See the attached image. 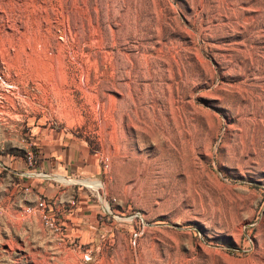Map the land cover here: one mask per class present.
I'll list each match as a JSON object with an SVG mask.
<instances>
[{
  "label": "rangeland",
  "instance_id": "374dc122",
  "mask_svg": "<svg viewBox=\"0 0 264 264\" xmlns=\"http://www.w3.org/2000/svg\"><path fill=\"white\" fill-rule=\"evenodd\" d=\"M54 146L91 168L56 174ZM11 154L0 264H264V0H0Z\"/></svg>",
  "mask_w": 264,
  "mask_h": 264
},
{
  "label": "crops",
  "instance_id": "0c3cea01",
  "mask_svg": "<svg viewBox=\"0 0 264 264\" xmlns=\"http://www.w3.org/2000/svg\"><path fill=\"white\" fill-rule=\"evenodd\" d=\"M32 130V133L36 132L35 128ZM74 152L75 149L71 146H66L64 150L61 147L54 146L51 147L50 150H44L43 154L39 155V158L42 157L44 162L48 165L51 162V165H53L52 171H54L56 174L68 177V175H75L76 173H79L80 170L81 173H83L86 172V170H88L89 168H91V165H89L88 162L86 164H83L81 160L77 161V159L74 157ZM13 159H15V157L11 154L1 158L0 161L6 160L7 163H11ZM24 164L25 163H23V161L19 160L14 164V170L9 169V172L13 176L19 175L20 177L25 178L26 184L24 186L31 187V190L34 193L33 196L45 195L50 198L54 194L56 195L58 193L55 189L46 186V184H44L43 186L37 185L35 183L36 180L34 179V175H29L24 172L21 173L23 168H26ZM0 167H2L1 163ZM59 194L60 193H58V195Z\"/></svg>",
  "mask_w": 264,
  "mask_h": 264
},
{
  "label": "built area",
  "instance_id": "2783aa9c",
  "mask_svg": "<svg viewBox=\"0 0 264 264\" xmlns=\"http://www.w3.org/2000/svg\"><path fill=\"white\" fill-rule=\"evenodd\" d=\"M27 161L31 163L32 155L29 153L27 155ZM106 167V166H105ZM25 192L29 193L28 189H25ZM35 212L38 214V217L41 221L42 226L49 231L55 237H61L63 234L64 228L59 224L54 217L51 216L46 199L39 197L34 202V207L28 210L29 213Z\"/></svg>",
  "mask_w": 264,
  "mask_h": 264
},
{
  "label": "bare ground",
  "instance_id": "6f19581e",
  "mask_svg": "<svg viewBox=\"0 0 264 264\" xmlns=\"http://www.w3.org/2000/svg\"><path fill=\"white\" fill-rule=\"evenodd\" d=\"M87 1V0H86ZM60 3V2H59ZM80 3V2H79ZM83 12H84V10H83ZM87 12V11H86ZM67 16V15H66ZM68 18V17H67ZM90 20V19H89ZM96 30V29H95ZM99 37V36H98ZM101 41V40H100ZM26 46V45H25ZM46 65V64H45ZM93 185V184H92ZM94 185H96V186H99V185H97V184H94Z\"/></svg>",
  "mask_w": 264,
  "mask_h": 264
}]
</instances>
